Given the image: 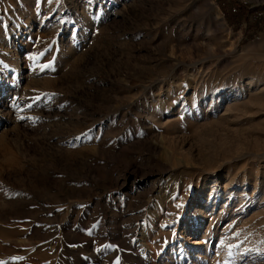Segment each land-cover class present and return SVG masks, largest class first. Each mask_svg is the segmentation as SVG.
I'll return each mask as SVG.
<instances>
[{"label": "rangeland", "instance_id": "1", "mask_svg": "<svg viewBox=\"0 0 264 264\" xmlns=\"http://www.w3.org/2000/svg\"><path fill=\"white\" fill-rule=\"evenodd\" d=\"M262 8L0 0V262L264 264Z\"/></svg>", "mask_w": 264, "mask_h": 264}, {"label": "built area", "instance_id": "2", "mask_svg": "<svg viewBox=\"0 0 264 264\" xmlns=\"http://www.w3.org/2000/svg\"><path fill=\"white\" fill-rule=\"evenodd\" d=\"M262 9H264V8H262ZM262 9H260V10H262ZM233 10H236V8H235V7H233Z\"/></svg>", "mask_w": 264, "mask_h": 264}, {"label": "snow or ice", "instance_id": "3", "mask_svg": "<svg viewBox=\"0 0 264 264\" xmlns=\"http://www.w3.org/2000/svg\"><path fill=\"white\" fill-rule=\"evenodd\" d=\"M0 264H3V262H0Z\"/></svg>", "mask_w": 264, "mask_h": 264}]
</instances>
